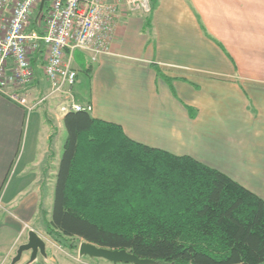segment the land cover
<instances>
[{"label": "crops", "instance_id": "obj_1", "mask_svg": "<svg viewBox=\"0 0 264 264\" xmlns=\"http://www.w3.org/2000/svg\"><path fill=\"white\" fill-rule=\"evenodd\" d=\"M107 2L118 8L109 53L95 61L72 54L69 101L90 105L92 118L118 125L128 139L191 157L264 201V0H157L148 16L123 0ZM42 55L32 59L34 99L49 88ZM66 102L48 99L29 117L0 94V264H12L28 229L46 249L56 243L44 238L40 209L48 214L53 199Z\"/></svg>", "mask_w": 264, "mask_h": 264}, {"label": "trees", "instance_id": "obj_2", "mask_svg": "<svg viewBox=\"0 0 264 264\" xmlns=\"http://www.w3.org/2000/svg\"><path fill=\"white\" fill-rule=\"evenodd\" d=\"M63 124L46 227L71 249L84 241L156 264H264L261 198L191 157L136 143L89 112H68Z\"/></svg>", "mask_w": 264, "mask_h": 264}, {"label": "built area", "instance_id": "obj_3", "mask_svg": "<svg viewBox=\"0 0 264 264\" xmlns=\"http://www.w3.org/2000/svg\"><path fill=\"white\" fill-rule=\"evenodd\" d=\"M49 1L40 10L41 0H0V94L28 112L48 99L65 95L67 102L60 105V113H90V105L69 101L77 78L69 59L75 51L87 54L91 61L109 53L117 5L107 0ZM123 3L129 11L143 16L152 11V0ZM40 52L49 88L43 98L34 99L30 92L32 59Z\"/></svg>", "mask_w": 264, "mask_h": 264}, {"label": "water", "instance_id": "obj_4", "mask_svg": "<svg viewBox=\"0 0 264 264\" xmlns=\"http://www.w3.org/2000/svg\"><path fill=\"white\" fill-rule=\"evenodd\" d=\"M46 0H41L39 9L42 10ZM46 243L32 229L27 232V242L20 245L16 251L15 257L12 259V264L20 261L23 253H29V262L35 260L37 254L45 256ZM78 256L88 257L90 259H101L111 264H156L150 259H139L136 255L126 250H111L101 248L88 242H80L78 246Z\"/></svg>", "mask_w": 264, "mask_h": 264}, {"label": "rangeland", "instance_id": "obj_5", "mask_svg": "<svg viewBox=\"0 0 264 264\" xmlns=\"http://www.w3.org/2000/svg\"><path fill=\"white\" fill-rule=\"evenodd\" d=\"M49 0L46 2L45 7L49 4ZM42 112V109L39 108ZM35 114V111L29 112V117ZM51 121V120H50ZM56 123L54 124V126ZM66 139V130L63 129L61 136L58 137L57 142H56V148H57V153L62 155L63 152V144ZM52 206H53V199L51 204H47L46 206V211L48 214H45L42 216L40 219L41 227L43 229L44 233V238L46 239H52L53 241H57L56 243L53 244V247L51 249H45V256L43 255H37L36 259L31 263V264H110L108 262L101 259H90L88 257H80L79 260L77 257L78 255V247L77 249L73 250L71 249V243L67 240H65L62 237H58L56 233H52V231L46 227V224L50 221L51 219V211H52ZM46 234V235H45ZM73 244L74 241H72ZM79 246V244H78ZM23 264L25 261H28L30 259V254L28 255L27 258V253H23ZM98 261H103V262H98Z\"/></svg>", "mask_w": 264, "mask_h": 264}]
</instances>
